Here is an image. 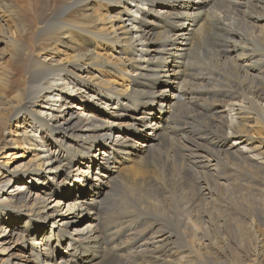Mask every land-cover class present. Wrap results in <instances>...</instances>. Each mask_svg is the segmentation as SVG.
Here are the masks:
<instances>
[{"label": "bare ground", "instance_id": "bare-ground-1", "mask_svg": "<svg viewBox=\"0 0 264 264\" xmlns=\"http://www.w3.org/2000/svg\"><path fill=\"white\" fill-rule=\"evenodd\" d=\"M100 262L264 264V0H0V264Z\"/></svg>", "mask_w": 264, "mask_h": 264}, {"label": "rangeland", "instance_id": "rangeland-1", "mask_svg": "<svg viewBox=\"0 0 264 264\" xmlns=\"http://www.w3.org/2000/svg\"><path fill=\"white\" fill-rule=\"evenodd\" d=\"M258 50H260V48H258ZM98 76H101V77H105L103 74H99V73H96ZM106 74V73H105ZM107 75V78H111L110 80L111 81H114V82H122V80L120 79V78H118V76L117 75H115L114 77H110V75L109 74H106ZM74 98L76 99V101H78V103H80V104H88V105H91V106H94V107H96V108H99V109H103V104H101L100 105V103L99 102H96V101H94V99L93 98H87V97H84V96H78L77 94H74ZM46 105H44V107H41L39 110L40 111H42V110H44V108H46L45 107ZM111 108V106H109V108H107L106 107V111H109V109ZM49 111L50 109H46V111ZM22 119V118H21ZM23 120V119H22ZM143 132H142V134H143V136H145V134H149L150 133V129L149 128H146V129H143L142 130ZM22 144L23 143H25V137H22ZM27 144H28V146L29 145H31V143L29 142V141H27ZM21 144H19L18 146H20ZM21 146H23V145H21ZM21 148V147H20ZM20 148H13V147H9L8 149H7V151H8V153L9 152H12V153H14L13 155H11V157L10 158H12V159H15V162L16 163H18V164H21V163H25V162H27L31 157H33L34 155V151H32L33 149H32V145H31V149H29L28 150V148L26 149V151H23L22 149H20ZM16 155H20V156H18L17 158H15L14 156H16ZM7 159V158H6ZM5 158L4 159H2L3 161H5L6 160ZM20 177V176H19ZM27 180H29L30 182H28V184L29 185H31V184H34V185H37L34 181H31L30 179H27ZM99 181L100 182H102V181H104V176L101 174L100 175V179H99ZM70 182L71 181H68V182H64L63 184H62V186H61V191H62V193L63 194H66V195H70L71 196V198L72 197H75V194L76 193H73L72 192V189H73V184L71 185L70 184ZM10 183H12V182H10ZM21 185H23L22 183H20ZM14 184H10V185H8V188H9V186H10V189L12 188V186H13ZM25 187V186H24ZM8 188H7V186L5 187V190L6 191H10V190H8ZM59 189H60V187H59ZM27 190H29V188H26L25 187V189H22V192H27ZM15 213V212H14ZM80 213H81V211L80 210H77L76 211V215L78 216V215H80ZM26 219H27V216H25V215H21L18 219H13V218H11V219H5V220H11L12 221V225H8V223H6V224H4L6 227H8L9 229H14V230H18V231H20L21 229H23L25 226H23L24 224H25V221H26ZM55 219H57V218H55ZM78 219H83V217H80V218H78ZM32 225H31V227H29L30 229H32V230H37L40 234H45L46 233V230H47V227H45L47 224L46 223H43V222H38V223H31ZM37 228V229H36ZM38 241V240H37ZM103 262H100V263H98V264H102Z\"/></svg>", "mask_w": 264, "mask_h": 264}]
</instances>
